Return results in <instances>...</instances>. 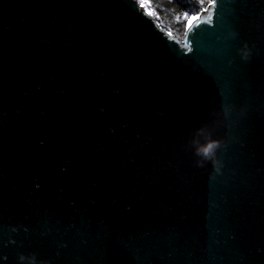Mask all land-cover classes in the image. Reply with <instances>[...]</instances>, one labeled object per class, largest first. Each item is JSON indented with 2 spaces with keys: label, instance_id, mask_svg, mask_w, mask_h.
Here are the masks:
<instances>
[{
  "label": "water",
  "instance_id": "95a60500",
  "mask_svg": "<svg viewBox=\"0 0 264 264\" xmlns=\"http://www.w3.org/2000/svg\"><path fill=\"white\" fill-rule=\"evenodd\" d=\"M197 16L0 0V264H264V0Z\"/></svg>",
  "mask_w": 264,
  "mask_h": 264
},
{
  "label": "trees",
  "instance_id": "16d2710c",
  "mask_svg": "<svg viewBox=\"0 0 264 264\" xmlns=\"http://www.w3.org/2000/svg\"><path fill=\"white\" fill-rule=\"evenodd\" d=\"M137 1L155 18L161 28L179 40L182 38L189 17L197 16L209 4V0Z\"/></svg>",
  "mask_w": 264,
  "mask_h": 264
},
{
  "label": "clouds",
  "instance_id": "9594fccd",
  "mask_svg": "<svg viewBox=\"0 0 264 264\" xmlns=\"http://www.w3.org/2000/svg\"><path fill=\"white\" fill-rule=\"evenodd\" d=\"M241 60H247L250 52L247 46L238 50ZM189 146L192 150V155L195 157V164L197 167H204L205 164L210 163L214 171L219 174L222 164L217 158V153L223 147L222 142L213 139L211 133L204 127L195 129L189 140ZM17 264H48L47 261L38 259L36 253L28 255L19 254L17 256Z\"/></svg>",
  "mask_w": 264,
  "mask_h": 264
},
{
  "label": "snow or ice",
  "instance_id": "6c2138e0",
  "mask_svg": "<svg viewBox=\"0 0 264 264\" xmlns=\"http://www.w3.org/2000/svg\"><path fill=\"white\" fill-rule=\"evenodd\" d=\"M213 3H215V0H213ZM188 17H186V19H187ZM190 19L191 20H198L199 19V16H191L190 17ZM208 20L210 21L211 20V16L209 15V17H208ZM188 27H189V29H191L192 27H193V25L191 24V23H189V25H188ZM169 35H171V33H169ZM188 39H189V37H188V35H186V38H185V45L187 46V44H188Z\"/></svg>",
  "mask_w": 264,
  "mask_h": 264
},
{
  "label": "rangeland",
  "instance_id": "374dc122",
  "mask_svg": "<svg viewBox=\"0 0 264 264\" xmlns=\"http://www.w3.org/2000/svg\"><path fill=\"white\" fill-rule=\"evenodd\" d=\"M142 6H143V5H142ZM189 19H190V17H189ZM189 19H188V20H189ZM186 23H187V22H186Z\"/></svg>",
  "mask_w": 264,
  "mask_h": 264
}]
</instances>
